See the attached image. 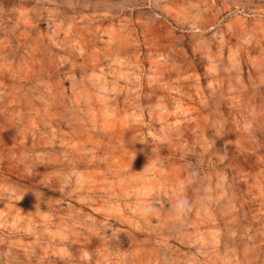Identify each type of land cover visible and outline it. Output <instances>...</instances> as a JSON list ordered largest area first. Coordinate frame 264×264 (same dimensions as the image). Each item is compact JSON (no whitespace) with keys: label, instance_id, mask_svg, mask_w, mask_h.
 <instances>
[{"label":"rangeland","instance_id":"obj_1","mask_svg":"<svg viewBox=\"0 0 264 264\" xmlns=\"http://www.w3.org/2000/svg\"><path fill=\"white\" fill-rule=\"evenodd\" d=\"M0 264H264V0H0Z\"/></svg>","mask_w":264,"mask_h":264},{"label":"bare ground","instance_id":"obj_2","mask_svg":"<svg viewBox=\"0 0 264 264\" xmlns=\"http://www.w3.org/2000/svg\"><path fill=\"white\" fill-rule=\"evenodd\" d=\"M160 24V23H159ZM150 25V24H149ZM165 25V24H164ZM147 26V25H146ZM124 27V26H123ZM172 27V26H171ZM148 28V27H147ZM152 28V26L150 27ZM120 30V29H119ZM123 30V29H122ZM121 30V31H122ZM145 30V29H143ZM148 30V29H147ZM149 31V30H148ZM152 31V30H151ZM175 31V30H174ZM168 33V32H167ZM171 33V32H170ZM159 39V38H158ZM175 42V41H174ZM154 43V42H153ZM155 44V43H154ZM174 44V43H173ZM168 55V54H167ZM134 56V55H133ZM121 64V63H120ZM136 64V63H135ZM151 69L152 70H158L161 73H164L166 71V68L164 65H158L156 64V62L154 60H151ZM174 66V65H173ZM172 66V67H173ZM120 72V71H119ZM121 73V72H120ZM143 75L142 70L139 73H135L133 75H127L125 77H121V79H119V81H116L114 85H112L111 87L114 89L112 91V93H110L109 91V95L108 98L110 99V101L119 104V108L116 109L112 112V119L111 121L107 122L108 124L104 127L106 129L107 133H113L116 132L115 135L118 136V144L122 147V150L124 151V154H127L129 157V161L132 165V167L134 165H136V168H132V170L136 169L139 170L141 173H146L148 172L150 169L148 168V165H150L151 163H153L154 161H156V158L153 157L152 159L148 158V156H143L140 153L142 152V150H140L141 152L135 155H132L131 152L134 151L135 149H133V146H131V139L130 136H128L129 132L132 131L133 127H131V119L129 118L130 115L132 116L133 114L137 113V106H141V102L139 100L136 99V95L137 94H133L131 95V91L129 89V84L126 86H123L122 82H127V81H132L134 80V76H141ZM119 76V74H118ZM117 76V77H118ZM116 77V76H115ZM149 77V76H148ZM187 77V76H186ZM195 77V76H193ZM123 78V80H122ZM147 78V77H146ZM185 78V76H184ZM185 81H181L180 84L181 85H186V82H189L190 84L192 83V78L190 76V78H185ZM102 81V80H101ZM107 83V82H106ZM108 84V83H107ZM106 84V85H107ZM139 88L140 90L144 91V96L146 97V100H148V98H150V94L147 92L149 88H153L157 91H161L164 90L165 88H169L172 85V82H170L165 76H157L156 78H148V80H146L145 82H140L139 81ZM104 85V84H103ZM108 86V85H107ZM110 86V85H109ZM194 86V85H193ZM106 87V86H105ZM104 87L102 86V89ZM101 89V87H100ZM106 91H108L106 89ZM104 98V97H103ZM134 99V101H131V99ZM105 99V98H104ZM180 99V98H179ZM103 100V99H102ZM181 100V99H180ZM129 102V104H128ZM105 103V102H104ZM108 103V102H107ZM147 103H150V101H147ZM180 104V103H179ZM107 105V104H106ZM121 105V106H120ZM156 108H159L158 105H154L151 104L149 105V109L151 111H154ZM139 109V108H138ZM141 110V109H140ZM172 110V101H171V96H169L168 98H166V103L163 106V109H161L160 111L157 112V116L160 119L165 120L166 124V128H165V137L166 138H170L171 142H175L176 137L178 135V133L173 129L172 125H171V116L173 114V112H171ZM143 113V111H142ZM151 114V113H150ZM152 114L154 115V112H152ZM138 115V113H137ZM141 115V114H140ZM137 118V117H136ZM109 119V118H108ZM138 119V118H137ZM136 120V119H135ZM133 121V120H132ZM142 122V121H141ZM105 123V122H103ZM145 123V122H144ZM147 123V122H146ZM198 123V122H197ZM200 123V122H199ZM134 126V125H133ZM144 129V128H143ZM184 131V130H183ZM195 132V131H194ZM140 133V132H139ZM138 133V134H139ZM189 133V131L185 130L184 131V135L187 136ZM144 135V134H143ZM203 135V134H202ZM114 148V147H113ZM113 151V150H112ZM137 152V150L135 151ZM149 152V151H148ZM155 156V155H154ZM125 164V163H123ZM122 164V165H123ZM129 164V163H128ZM154 169V168H153ZM156 174H159V172L155 171ZM165 177H168L170 174L169 173H164L163 174ZM130 176V175H129ZM134 176V175H133ZM90 177V176H89ZM93 177V176H92ZM132 177V176H131ZM155 177V176H154ZM89 179V178H88ZM93 179V178H92ZM98 179V178H97ZM95 179V180H97ZM93 180V181H95ZM128 186V185H126ZM124 189V188H123ZM127 190V189H126ZM129 193V192H128ZM128 195V194H127Z\"/></svg>","mask_w":264,"mask_h":264},{"label":"clouds","instance_id":"obj_3","mask_svg":"<svg viewBox=\"0 0 264 264\" xmlns=\"http://www.w3.org/2000/svg\"><path fill=\"white\" fill-rule=\"evenodd\" d=\"M161 195L163 194L161 193ZM190 207H191L190 201L181 192L176 196L175 201L171 206V211L177 218H181L187 213ZM137 210H138V214L142 216H146V215H150L154 211V206L150 203L141 204L138 206Z\"/></svg>","mask_w":264,"mask_h":264}]
</instances>
